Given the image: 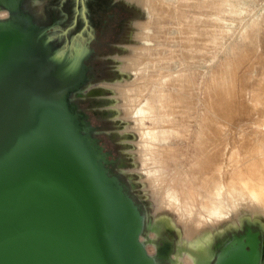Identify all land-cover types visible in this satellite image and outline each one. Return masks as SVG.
Instances as JSON below:
<instances>
[{
    "label": "bare ground",
    "instance_id": "6f19581e",
    "mask_svg": "<svg viewBox=\"0 0 264 264\" xmlns=\"http://www.w3.org/2000/svg\"><path fill=\"white\" fill-rule=\"evenodd\" d=\"M127 1L149 13L133 54L116 58L135 79L101 86L139 137L137 171L155 207L142 242L153 256L162 224L178 238L175 264H209L222 225L264 217V0ZM230 26L244 51L197 82V52Z\"/></svg>",
    "mask_w": 264,
    "mask_h": 264
},
{
    "label": "water",
    "instance_id": "95a60500",
    "mask_svg": "<svg viewBox=\"0 0 264 264\" xmlns=\"http://www.w3.org/2000/svg\"><path fill=\"white\" fill-rule=\"evenodd\" d=\"M22 2L0 0V264H161L167 246L148 253L145 214L72 104L88 56L60 51ZM210 253L264 264V224L218 231Z\"/></svg>",
    "mask_w": 264,
    "mask_h": 264
},
{
    "label": "flooded vegetation",
    "instance_id": "af4514ba",
    "mask_svg": "<svg viewBox=\"0 0 264 264\" xmlns=\"http://www.w3.org/2000/svg\"><path fill=\"white\" fill-rule=\"evenodd\" d=\"M130 3L117 0H23L22 11L36 24L48 29L52 43L64 54L72 57L84 53L88 56L86 83L80 92L72 95V104L104 148L112 173L118 176L127 193L145 214L148 203L136 194L127 176L121 172L124 166L122 145L118 134L110 129L113 113L100 86L113 74L105 59L113 57L117 54L115 51L124 46L130 23L137 16L138 8ZM39 7H42L41 11ZM0 11L8 13L5 8ZM146 228L152 231L148 224ZM159 237L162 238L154 242L156 253L153 256L166 245L168 252L164 253L166 258L161 264H172L171 260H175V239L168 234Z\"/></svg>",
    "mask_w": 264,
    "mask_h": 264
},
{
    "label": "rangeland",
    "instance_id": "374dc122",
    "mask_svg": "<svg viewBox=\"0 0 264 264\" xmlns=\"http://www.w3.org/2000/svg\"><path fill=\"white\" fill-rule=\"evenodd\" d=\"M43 1H46V0H43ZM117 1L128 3L127 0H117ZM40 3L42 4V2ZM130 5L138 8L137 16L133 18V20L130 23V26H129L130 29L126 35V39L124 40V46L121 49L115 51V53L117 54H115L113 57H109L105 59V63L110 66V68L113 71V74L111 75V78L109 81H106L103 83H114L118 80L123 81V79L125 78L129 81H133L135 79V75H132V74H128L124 78V75L121 73L119 69V66H118L119 63L116 58L124 57V56L126 57V56L133 54L130 48L135 47V45H139V42L135 39V35H134L137 32L135 23L136 22L139 23L141 21L146 22L149 18V13L148 11L143 10L141 7L137 6L135 3H130ZM41 10H42V7H39V11ZM260 12L262 11L260 10ZM252 26L253 25H250L249 31L253 33V29H255V27H252ZM262 32L264 34L263 30ZM263 38L264 36L262 35V41H264ZM245 42L246 41L244 37L241 36L240 30H236L230 26L228 27L227 30H225V32L222 35H217L215 39H213V42L211 44H208L207 46L202 45L200 51L197 52L196 54L197 59H196V64H195V68H196L195 70H196L197 82L202 81L203 73L206 72L205 70L206 67L211 66L213 70H216L221 65H223L225 62L234 58L235 55H239L240 53H242V51H244L245 49V45H246ZM171 48H177L176 44L171 43ZM101 88L104 92L103 97L106 98L108 102L107 105L111 107V110L113 113V121L109 124L110 129L118 134V141L122 145L121 152H122V159H123L124 166L121 169V172L125 176H127V179L131 183L132 188L136 192V194L141 199L145 200L148 203V206L146 207V211H145V216H146V220L148 221L147 222L148 226H151L152 220L155 219V207H154V203L151 198L150 192L147 191L146 187H144L146 185V183L144 182V179L146 176L137 171V169L141 168V164L139 163L137 159V155H135V150L137 149V147L134 146V143H133L135 140L136 141L139 140V137L135 133L125 131V124L121 120L117 119L118 113L115 109H113L114 100L112 99L111 92L106 87L101 86ZM171 218L174 219L173 216H171ZM246 220H252L254 222L260 221L264 224V217L260 215L254 216V215L245 214L241 218V222H246ZM160 226H161V230L158 236L156 237L155 241L158 238H162L159 236H164L168 234L170 237L175 239L174 241V245H175L174 251H175L176 243L178 241L176 233L168 230L162 224ZM230 226H234V225H232V223H226L220 227L219 231H222L225 228L230 227ZM144 233H145V236L148 237L149 234L152 233V231L146 228ZM217 233L218 232H216V234Z\"/></svg>",
    "mask_w": 264,
    "mask_h": 264
},
{
    "label": "clouds",
    "instance_id": "9594fccd",
    "mask_svg": "<svg viewBox=\"0 0 264 264\" xmlns=\"http://www.w3.org/2000/svg\"><path fill=\"white\" fill-rule=\"evenodd\" d=\"M8 15L7 12L0 11V18H4Z\"/></svg>",
    "mask_w": 264,
    "mask_h": 264
}]
</instances>
